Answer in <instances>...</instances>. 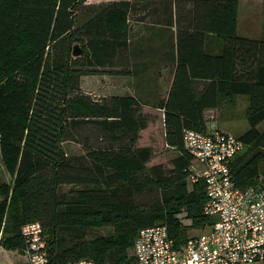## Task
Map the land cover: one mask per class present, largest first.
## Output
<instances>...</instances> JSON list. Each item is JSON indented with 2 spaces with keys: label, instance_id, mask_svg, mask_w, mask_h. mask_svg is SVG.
<instances>
[{
  "label": "trees",
  "instance_id": "16d2710c",
  "mask_svg": "<svg viewBox=\"0 0 264 264\" xmlns=\"http://www.w3.org/2000/svg\"><path fill=\"white\" fill-rule=\"evenodd\" d=\"M89 1L0 0V151L12 180L0 181V232L10 233L2 246L23 250V226L39 222L54 264H132L142 229L166 225L181 246L183 221L200 231L215 221L204 214L205 183L188 181L193 159L183 141L186 130L208 132L207 111L247 99L249 130L239 137L246 149L232 163L233 180L242 190L264 180V41L238 36L239 0ZM141 12L142 23L165 27L156 33L177 31L167 99L148 112L133 96L92 100L82 78L118 67L125 74L128 18ZM77 43L83 54L75 58ZM155 123L176 154L171 172L149 167L154 151L141 145ZM87 126L99 130L100 143L85 141L83 155L67 156L63 144ZM106 227L114 233L93 240L74 233Z\"/></svg>",
  "mask_w": 264,
  "mask_h": 264
},
{
  "label": "built area",
  "instance_id": "2783aa9c",
  "mask_svg": "<svg viewBox=\"0 0 264 264\" xmlns=\"http://www.w3.org/2000/svg\"><path fill=\"white\" fill-rule=\"evenodd\" d=\"M183 141L193 159L188 181L205 183L208 199L204 214L215 221L208 231L181 246L166 225L142 229L132 249V264H264V180L242 190L236 186L231 169L246 144L219 131L213 123L206 133L186 130ZM186 222L191 224L189 220L183 224ZM22 236L25 248L20 264H54L49 236L41 223L23 226ZM61 264L110 263L81 259Z\"/></svg>",
  "mask_w": 264,
  "mask_h": 264
},
{
  "label": "rangeland",
  "instance_id": "374dc122",
  "mask_svg": "<svg viewBox=\"0 0 264 264\" xmlns=\"http://www.w3.org/2000/svg\"><path fill=\"white\" fill-rule=\"evenodd\" d=\"M113 0H90L87 3H95L99 4L102 2H110ZM258 2V6L252 10H247L244 6L241 8L242 10L239 12L240 22L238 27V36L252 37L255 39H260L264 41V0H256ZM82 12V10H80ZM144 15V13H140ZM129 16L128 24L130 30L129 39L131 44H141L144 47V54L137 53L134 57L135 70L137 69V74L134 77L129 79H122L123 85H128L129 82H136L138 86V80L140 79V75L144 73V94H146L151 102V104H156L159 99L163 98L159 96V93L162 89V84L158 82V72L161 69L166 67V74L168 76L173 72L174 63L172 62V58L168 55L171 46L168 40H165L161 37L168 38L172 37V35L167 32L165 35H161L155 32V29H158L153 24V21L149 19L146 22L142 23L140 21V16L137 15L135 18ZM219 42H222L221 40ZM218 45L220 43L217 42ZM74 46H78L81 48L79 43ZM77 58V57H75ZM112 69V68H111ZM110 68L107 70H101L98 75H88V76H102L105 74V81H98L96 78V83L91 81L86 82L87 93H83L88 95L92 100H100L101 98L107 97L109 92L114 93V90H118L124 86L114 84L115 78H109ZM114 70V69H112ZM114 72V71H112ZM87 76V77H88ZM167 76V75H166ZM114 77V76H113ZM112 90L109 88V84L112 85ZM160 85V86H159ZM96 86H100L102 90H96ZM132 89V85H130ZM105 87V88H103ZM111 90V91H110ZM126 91V90H124ZM164 99V98H163ZM147 101L144 96V101ZM248 107V101L245 97H238L234 103H229L227 101L222 102L218 109L213 110L210 113L206 114V120L209 123H213L219 131H225L228 134H232L236 137H240L245 134L249 130V124L246 118V109ZM211 117H214L213 120H210ZM261 130H264V123L260 126ZM75 135L78 141L67 142L63 144L64 151L67 156L75 157L81 156L84 154V143L86 141V145L89 143L93 146H98L100 143L99 139L101 138V133L97 128L94 127H85L83 130L75 129ZM153 135V136H151ZM164 132L160 129L158 123L153 124V126L142 135L141 145L149 146L154 151V159L149 164L150 166L162 164L167 171H172V161L175 158L176 154L172 149L166 147L164 138ZM90 140V142L88 141ZM81 142V143H80ZM263 176V175H262ZM0 181L3 184L11 185L12 180L8 173L6 172L3 163L2 156L0 151ZM72 187H64L63 191L68 193ZM80 188V187H79ZM73 189V188H72ZM1 200V198H0ZM192 224L186 222V235L188 239L198 236L200 234L205 233L207 230L200 231L191 227ZM12 226V225H11ZM13 227V226H12ZM78 235H81L86 240H93L99 236H108L114 233L112 228H94V229H86L80 230L78 232H74ZM73 232H69L68 235L70 237H75ZM8 234H4L2 231L0 232V245L3 247V241L5 240ZM20 252V253H19ZM23 250H1L0 251V264H10L11 261H14L20 256H22ZM133 255L132 250L129 252V256Z\"/></svg>",
  "mask_w": 264,
  "mask_h": 264
},
{
  "label": "crops",
  "instance_id": "0c3cea01",
  "mask_svg": "<svg viewBox=\"0 0 264 264\" xmlns=\"http://www.w3.org/2000/svg\"><path fill=\"white\" fill-rule=\"evenodd\" d=\"M245 7L247 10H252L254 8H256L258 6V2L256 0H239V12L242 10L241 8L242 7ZM190 7V5H189ZM140 17L141 16H144V15H139ZM136 17V15H134V18ZM239 22H240V16H239V13H238V26H237V31H238V27H239ZM157 28H165V27H161V25H156ZM169 32L172 37H169L168 38H164V37H161L165 40H168L169 43H170V46L171 48L173 49V51L169 52V56L172 58V62L174 63V67H173V72L168 76V74H166V67H164V69H161L159 72H158V82L159 84H162V89H161V92L159 93V96H162L163 95V98L156 103V104H151L149 98H147L148 96L146 94H144V73H142L140 76V79L138 80V86H137V83L136 82H129L127 83L128 85H123V80L122 79H129V78H132L135 76V74H137V69L135 70V64H134V57L133 55L135 56V54L137 53H140V54H144V47L142 46V43L141 44H131V42H129V47H128V50L124 53V58H125V67L127 68V71L125 72V74H118L117 72H121V68L118 67L116 68V72L115 73H108L109 78H115L116 80H114V84H119L117 86L121 87V86H124L118 90H114V93L112 92H109V94L107 95V97H113V96H133L135 98H137L139 100V102L141 103V105L143 106V109H145L146 112L149 111V109H151L152 107H155L157 106L162 100H165L167 99L168 95H169V91L171 89V86H172V83L174 81V77H175V66H176V63H175V58H174V50H175V46H176V28H175V25L173 26V28H169L168 29ZM166 30L165 31H159L158 33L161 34V35H165V33H167ZM242 37H245V36H242ZM248 38H252V37H248ZM252 39H255V38H252ZM218 41V38L213 36V35H210L207 39V44L209 47L211 48H215L217 45ZM216 51L218 50V48H215ZM167 75V76H166ZM114 76V77H113ZM105 77H107L105 74H102V76H86V77H83L82 78V82H81V92L82 93H87L85 91H88L87 88H86V85L88 81H91L93 83H96V78H98L99 80L98 81H105ZM108 83V82H107ZM204 84L205 82H202L199 86H198V91H201L204 87ZM132 85V89L130 88ZM160 86V85H159ZM112 87H113V83L112 85L109 84V88L112 90ZM96 90H102V88L100 86H96ZM105 88V87H103ZM110 90V91H111ZM126 90V91H124ZM113 91V90H112ZM144 96L146 97L147 101L145 100L144 101ZM105 97V96H104ZM213 110H210V111H207V113H210L212 112ZM160 116H162V112L160 114ZM163 117V116H162ZM212 118V117H211ZM210 118V120H211ZM208 122V121H207ZM212 123H209L208 122V125H210ZM220 130V129H219ZM222 131V130H221ZM225 132V131H223ZM227 133V132H226ZM1 250H4L5 249L3 247L0 246V251ZM20 253V252H19ZM22 256H20V258L14 260V261H11L10 264H20L24 261V254L21 253Z\"/></svg>",
  "mask_w": 264,
  "mask_h": 264
},
{
  "label": "water",
  "instance_id": "95a60500",
  "mask_svg": "<svg viewBox=\"0 0 264 264\" xmlns=\"http://www.w3.org/2000/svg\"><path fill=\"white\" fill-rule=\"evenodd\" d=\"M82 54H83V51H82L81 49H79L78 46H76V47L74 48V54H73V56H74V57H79V56H81Z\"/></svg>",
  "mask_w": 264,
  "mask_h": 264
}]
</instances>
